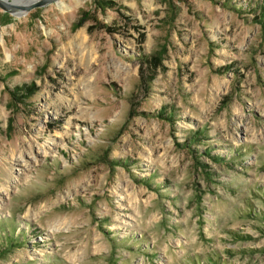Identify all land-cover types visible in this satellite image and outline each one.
<instances>
[{
  "label": "rangeland",
  "instance_id": "obj_1",
  "mask_svg": "<svg viewBox=\"0 0 264 264\" xmlns=\"http://www.w3.org/2000/svg\"><path fill=\"white\" fill-rule=\"evenodd\" d=\"M0 264H264V0L0 8Z\"/></svg>",
  "mask_w": 264,
  "mask_h": 264
},
{
  "label": "water",
  "instance_id": "obj_2",
  "mask_svg": "<svg viewBox=\"0 0 264 264\" xmlns=\"http://www.w3.org/2000/svg\"><path fill=\"white\" fill-rule=\"evenodd\" d=\"M60 0H32L29 3L20 4L15 0H0V8L11 14L23 15L32 9L44 7Z\"/></svg>",
  "mask_w": 264,
  "mask_h": 264
},
{
  "label": "bare ground",
  "instance_id": "obj_3",
  "mask_svg": "<svg viewBox=\"0 0 264 264\" xmlns=\"http://www.w3.org/2000/svg\"><path fill=\"white\" fill-rule=\"evenodd\" d=\"M15 1L19 2L20 4H25V3H29L32 0H15ZM16 15H18V14H16Z\"/></svg>",
  "mask_w": 264,
  "mask_h": 264
}]
</instances>
